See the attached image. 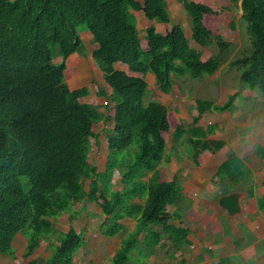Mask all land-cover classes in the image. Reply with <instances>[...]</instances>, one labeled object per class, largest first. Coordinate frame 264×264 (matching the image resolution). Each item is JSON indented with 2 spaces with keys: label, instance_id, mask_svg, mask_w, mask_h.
Segmentation results:
<instances>
[{
  "label": "trees",
  "instance_id": "trees-1",
  "mask_svg": "<svg viewBox=\"0 0 264 264\" xmlns=\"http://www.w3.org/2000/svg\"><path fill=\"white\" fill-rule=\"evenodd\" d=\"M177 2L190 19L192 40L202 48L215 43L217 54L192 47L181 25L170 27L166 0H0V257L23 264L48 241L52 252L41 264H73L83 238L74 228L59 233L53 221L71 213L76 204L88 203L98 205L107 218L102 230L107 238L125 228L123 219L136 222L112 264H131L132 256L141 254L148 261L139 264H150L154 248L165 247V238L175 258L191 244L190 230L172 223L188 198L177 179L167 181L161 168L170 163L167 136L173 134L178 143L188 137L190 157L202 165L203 153L216 154L226 144L208 138L216 126L203 128L199 123L208 112L229 111L235 96L225 105L198 100V114L186 129L161 102L146 103L147 77L154 75L153 85L160 92L180 91L179 80L185 76L217 74L233 48L218 28V19L228 9L215 11L194 0ZM231 6L242 11L250 37L249 48L231 66L244 89L255 82L264 87V0H231ZM132 10L162 24L165 34L149 27L143 47ZM82 28L97 46L92 58L104 80L97 83L95 95L113 104H106V113L94 100L86 101L88 86L72 91L67 83V60L85 53ZM57 56L59 63L54 62ZM118 64L125 69H116ZM108 121L113 125L105 133L107 162L99 171L91 161L100 137L94 126ZM260 153L264 159V151ZM214 180L223 195L245 183L248 196L255 197L252 172L232 154ZM118 185L122 190H115ZM259 200L263 209L264 196ZM172 206H178L174 213ZM19 234L27 245L16 259L13 242Z\"/></svg>",
  "mask_w": 264,
  "mask_h": 264
},
{
  "label": "rangeland",
  "instance_id": "rangeland-1",
  "mask_svg": "<svg viewBox=\"0 0 264 264\" xmlns=\"http://www.w3.org/2000/svg\"><path fill=\"white\" fill-rule=\"evenodd\" d=\"M166 1L172 17L170 27L181 25L192 47L207 55L217 54L219 49L215 43L210 47L202 48L192 40L190 19L177 0ZM194 1L206 4L215 11L228 9L218 19V28L222 40L231 44L233 50L214 76L199 79L185 76L180 79V91L169 94L160 92L154 87L153 79H149L150 93L147 100H145L146 103L149 101L161 102L170 111L175 112L182 127L186 129L192 127L193 117L198 114L196 109L198 100H208L216 105H225L232 96H235L236 99L237 96L247 97L251 95L250 92L244 89L238 70L231 66V63L241 57L250 46V37L241 19L242 11L232 8L231 0ZM131 13L137 19V27L143 47L147 44L145 35L149 27L154 26L157 32L165 34V28L162 24L149 21L141 12L132 10ZM81 36L86 48L85 53L84 55L76 53L67 60V83L71 90L88 86L91 95L86 98V101L94 100L95 103L99 104L100 111L106 113V104L110 106H113V104H108L105 99L98 98L95 95L97 83L103 81L102 72L92 58L97 46L91 42V36L84 28H82ZM54 62H61L60 56L55 57ZM116 69L122 70L123 66L118 64ZM229 115L230 110L223 113L208 112L201 119L199 126L203 128L211 125L216 126L214 134L208 138L215 141L221 140L225 142L226 146L216 154L203 153L200 156L202 160L200 166H197L190 157L188 137L182 138L178 143L172 139L173 134L167 136V156L170 157V163H163L161 168L166 172L167 181L171 182L175 178L177 179L187 193L188 198V200H183L181 203V210L178 211L180 218H174L172 223L175 226L190 230L188 238L192 244L189 248H184L181 253H177L178 257L175 258L173 257L175 250L165 238L163 242L166 244L165 247L157 246L154 248L153 256L149 258L150 264H218L220 259H223L224 264H264V249L262 247L264 241V208L260 209L258 207L259 199L264 196V159L261 153L255 158L249 159L246 163V167L252 172L255 197L250 198L248 196V186L245 183L232 187L230 191V193L239 192L241 194L242 213L238 216L229 217L226 211L221 208L220 199L223 197V190L214 180L218 169L231 154L230 148L227 147L228 137L223 134V126ZM112 125L113 122L108 121L104 125L94 126L95 132L100 135V138L98 140L99 145L92 150L91 161L99 171L105 170L108 154L105 133L111 129ZM150 176L151 173L145 177V180H148ZM88 184L86 183V188H88ZM115 190H122V186H116ZM224 190H226V187H224ZM97 206L95 204L91 206V209H81L77 215L75 214L77 216H74L75 220L67 215L62 220L54 222V227H57L59 232L71 228L70 224H73L72 227L83 238L82 247L86 244V238L91 241L87 248H82L79 251L78 256L81 257L79 264H111L112 256L115 249L119 247L120 240L126 235L128 236L127 230H132L135 225L129 219L124 220L123 223L127 224V230L121 232L116 238L117 240L106 239L101 231L107 225L105 226L106 222L105 218L101 216L102 214L96 216L94 211H98ZM169 210L174 213L178 210V206H172ZM96 217H99L101 221L99 222ZM91 219L93 225L90 224ZM93 219H96V221H93ZM91 228H93V231L90 235ZM25 246L24 237L21 234L18 235L14 242V248L17 252L16 259L22 258ZM94 250L97 251L94 253ZM51 252L49 245L43 242L34 256L24 260L23 264H27L33 259H37V262L41 264L50 256ZM250 256H252L251 259H249ZM135 257L136 259L132 256L131 264H139L140 261L138 260H141V262L148 261L145 254H141L140 257L135 255ZM0 264H16V262L11 258L0 257Z\"/></svg>",
  "mask_w": 264,
  "mask_h": 264
},
{
  "label": "clouds",
  "instance_id": "clouds-1",
  "mask_svg": "<svg viewBox=\"0 0 264 264\" xmlns=\"http://www.w3.org/2000/svg\"><path fill=\"white\" fill-rule=\"evenodd\" d=\"M246 91L251 95L236 97L223 126V134L228 137L227 147L240 165L264 151V87L259 82L250 83Z\"/></svg>",
  "mask_w": 264,
  "mask_h": 264
},
{
  "label": "crops",
  "instance_id": "crops-1",
  "mask_svg": "<svg viewBox=\"0 0 264 264\" xmlns=\"http://www.w3.org/2000/svg\"><path fill=\"white\" fill-rule=\"evenodd\" d=\"M12 1H15V0H12ZM73 55H75V54H73ZM72 55V56H73ZM80 55V54H79ZM71 56V57H72ZM125 68H124V66H123V69L122 70H124ZM102 75H103V73H102ZM149 79H153V81H155V78H154V75L153 74H148V77H147V82L149 81ZM103 80H104V78H103ZM103 82V81H102ZM101 83V82H100ZM86 87V86H85ZM72 91H74V90H72ZM208 127V126H207ZM207 127H205V128H207ZM94 132H95V129H94ZM96 134H97V132H95ZM100 138V137H99ZM105 141H106V147H107V139H105ZM99 144H94V146H93V149H94V147H96V146H98ZM107 151H108V148H107ZM92 154V153H91ZM107 156H108V154H107ZM150 174V173H149ZM92 205H95V204H90V203H88V204H76L74 207H73V211L72 212H74L73 214H71V213H64L61 217H59L57 220H54L53 221V224H54V222L55 221H60V219L62 220L64 217H67V215H69V216H71V219L72 218H74V220H75V217L74 216H76L77 215V213L81 210V209H91V206ZM98 207V211L96 212V210L94 211L95 212V214H96V216L98 215H101V212H100V208H99V206H97ZM76 214V215H75ZM102 217H104L105 218V222L107 221V218L105 217V216H103V215H101ZM77 217V216H76ZM97 219H99V222L101 221V219L99 218V217H96ZM127 219H129V218H125V219H123L122 221H121V224H123L124 225V229L121 231V232H123V231H125V230H127L126 229V225L127 224H124L123 223V221L125 220H127ZM129 220H131V221H133L132 219H129ZM93 221H96V219H93ZM134 223H135V225H136V222L135 221H133ZM90 224L91 225H93L92 224V219H91V221H90ZM71 225V228H73L72 227V225L73 224H70ZM135 225L133 226V228H132V230L131 229H128L127 230V232L128 233H131L133 230H134V228H135ZM56 228V230L59 232V230H58V228L57 227H55ZM70 227H69V229H67V230H62V232H59V233H66V232H68L70 229H71ZM82 231V230H81ZM92 231H93V228H91V230H90V235L92 234ZM78 232V231H77ZM120 232V233H121ZM120 233L116 236V237H114V238H112L111 240H114V239H116L119 235H120ZM127 233V234H128ZM101 234H102V231H101ZM20 235V234H19ZM22 235V234H21ZM103 235V234H102ZM101 235V236H102ZM127 236V235H126ZM125 236V237H126ZM18 237V236H17ZM17 237H16V239H17ZM94 237V236H93ZM103 237L104 238H106V239H110V238H107V237H105L104 235H103ZM125 237H123L121 240H120V245H119V247H117L116 249H115V253L120 249V247H121V242H122V240L125 238ZM189 237V236H188ZM187 237V238H188ZM16 239H15V241H16ZM117 240V239H116ZM188 240H189V238H188ZM14 241V242H15ZM85 241H86V244L82 247H80L79 249H78V251L76 252V254L74 255V262H73V264H79L80 262H81V257H79L78 256V253H79V251L82 249V248H87L89 245H90V243H91V241H89V240H87V238L85 239ZM190 241V240H189ZM14 242H13V247H14ZM43 242H46L48 245H49V247H50V242H48V241H43ZM42 242V243H43ZM101 242H102V239H101ZM191 242V241H190ZM42 243H41V246H42ZM25 244H26V242H25ZM191 244H192V242H191ZM191 244L190 245H188L187 247L189 248L190 246H191ZM27 245V244H26ZM40 246V247H41ZM39 249V248H38ZM37 249V250H38ZM36 250V251H37ZM204 251H208L207 249H203ZM97 250H94V253L96 252ZM25 252H26V246H25ZM25 252H24V254H25ZM36 253V252H35ZM34 253V254H35ZM115 253L113 254V256L115 255ZM23 254V255H24ZM16 255H17V252H16ZM34 256V255H33ZM113 256H112V258H113ZM32 257V256H31ZM251 257L252 256H250V258L249 259H251ZM26 260V259H25ZM33 260H37V259H33ZM46 260V259H45ZM32 261V260H31ZM94 261V260H93ZM29 263V262H28ZM84 264V263H83ZM111 264H112V259H111Z\"/></svg>",
  "mask_w": 264,
  "mask_h": 264
},
{
  "label": "water",
  "instance_id": "water-1",
  "mask_svg": "<svg viewBox=\"0 0 264 264\" xmlns=\"http://www.w3.org/2000/svg\"><path fill=\"white\" fill-rule=\"evenodd\" d=\"M220 205L229 217L238 216L242 213L241 194L238 192L223 196L220 199Z\"/></svg>",
  "mask_w": 264,
  "mask_h": 264
}]
</instances>
